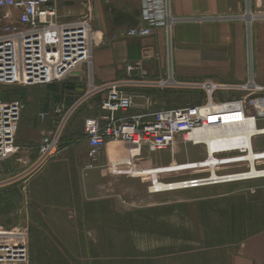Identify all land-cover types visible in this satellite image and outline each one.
Here are the masks:
<instances>
[{
  "label": "rangeland",
  "instance_id": "1",
  "mask_svg": "<svg viewBox=\"0 0 264 264\" xmlns=\"http://www.w3.org/2000/svg\"><path fill=\"white\" fill-rule=\"evenodd\" d=\"M86 2L93 14L92 0H58L59 19L79 18L86 12ZM247 12L254 15L252 21L243 17ZM230 13L240 17L235 21L247 28L246 41L252 47V32L264 27V0H233ZM185 66L188 79L204 78L196 72L208 70L210 78L219 80L227 72L225 60L191 58ZM164 93L157 101L174 99L184 106L199 99L192 90ZM0 94L4 100L25 104L16 144L41 138L52 128L51 118L38 116L60 102L50 85H2ZM166 104L162 106L170 105ZM80 111L69 122L53 158L33 163L31 152L18 149L0 163V230L28 231L29 264H228L244 238L264 230V215L257 219L252 212L264 207V178L151 192L149 186L155 182L206 177L210 168L135 175L133 167L200 161L207 156L205 145L178 138L166 150L143 147L132 165L120 141L91 155ZM254 142L264 147V135ZM21 165L22 173L12 170ZM42 165L44 170L36 173ZM246 169V163L216 166L217 173Z\"/></svg>",
  "mask_w": 264,
  "mask_h": 264
},
{
  "label": "built area",
  "instance_id": "2",
  "mask_svg": "<svg viewBox=\"0 0 264 264\" xmlns=\"http://www.w3.org/2000/svg\"><path fill=\"white\" fill-rule=\"evenodd\" d=\"M57 3L58 0H0V89L2 85H48L65 80L81 66L91 69L94 31L89 2L85 3L86 12L71 21L59 19ZM140 17V23L131 27L127 35L145 38L159 28L169 30L175 20L171 0H145ZM148 58L145 51L139 59L128 62L124 79L100 84L91 79L71 101L57 102L50 110L39 112L41 120L51 118L54 124L40 138L38 164L59 153L72 117L99 97L98 113L84 119V135L91 155L111 141L122 142L129 154L128 147L132 145L140 151L143 147L152 152L166 150L178 138L204 144L193 134L208 125L249 124L253 130L249 143L239 138L236 145L214 153L224 157L216 166L246 163V170L182 180L178 186L170 181L166 189H159L155 182L149 186L151 192L264 178V167H259L264 155L254 148V138L264 134V84L258 83L252 74L239 82L212 78L180 80L172 73L154 75L147 68ZM182 89L195 91L198 101L157 108L154 94ZM24 108L22 100L7 101L0 94V163L19 149L16 134ZM135 108L139 111L131 112ZM250 153L252 161L248 159ZM130 160L132 165V156ZM252 170L256 174H251ZM7 232L10 233L0 234V264H29L28 231Z\"/></svg>",
  "mask_w": 264,
  "mask_h": 264
},
{
  "label": "crops",
  "instance_id": "3",
  "mask_svg": "<svg viewBox=\"0 0 264 264\" xmlns=\"http://www.w3.org/2000/svg\"><path fill=\"white\" fill-rule=\"evenodd\" d=\"M232 1L171 0L175 20L170 29L159 28L152 36L140 38L127 35V31L140 23L145 0H92L94 46L91 69L81 66L65 80L54 83L58 89L57 100L71 101L84 91L91 79L100 84L126 78V64L142 57L145 51L149 56L147 68L154 75L172 73L180 80H189V71L185 66L189 59L225 60L227 72L219 81H245L252 74L258 83L264 84V27L254 29L252 47L248 46L247 28L235 21L239 16L230 13ZM196 74L210 78L208 70L204 73L197 71ZM161 93L165 94H154L156 101ZM168 100H158L157 108L179 106L174 99ZM99 101L100 98L96 97L80 109L83 128L85 117L98 113ZM168 102L170 105L162 106ZM138 111L135 108L131 112ZM23 128L24 123L21 124ZM39 142L38 135L33 139L19 140L17 146L31 152L30 160L36 163ZM254 148L255 152L264 153L262 145L256 147L254 142ZM43 167L38 166L36 173L42 172ZM260 167H264V161ZM7 168L6 171L11 173L9 166ZM21 168L22 165L12 170L22 173ZM2 171L6 173L5 169ZM228 264H264V230L244 238L230 256Z\"/></svg>",
  "mask_w": 264,
  "mask_h": 264
},
{
  "label": "bare ground",
  "instance_id": "4",
  "mask_svg": "<svg viewBox=\"0 0 264 264\" xmlns=\"http://www.w3.org/2000/svg\"><path fill=\"white\" fill-rule=\"evenodd\" d=\"M243 17L247 21H252L254 15L251 12H247ZM252 132L253 130L249 129V124H244V125L235 124L231 126H218V125L204 126L203 128L194 130V134H193L196 139L201 140V142L204 143L207 149V156L203 160L196 162H188L183 164H172V165L160 166L156 168L143 169V170H137L135 167H133V173H135V175H141V174H151V173L167 172L173 170H181V169L194 168V167H209L213 170L209 174V176L214 177L215 175H217L216 164L219 162L220 159H224V157L223 158L216 157L214 153L221 149H228L229 147L236 145L237 142L239 141L238 140L239 138L240 139L244 138L247 141V143H249V141L253 140ZM128 149L130 151L129 158L132 156L134 159L135 156L139 155L140 149L138 148V146L132 145L129 146ZM262 155H264V153H262ZM248 159H250L251 161L254 159L253 153H250L248 155ZM250 173L256 174L255 170H252ZM186 180H190V179H186ZM180 181L182 180L172 181V182L176 183L178 186V182ZM169 183L170 181L169 182L158 181L156 182V187H158L159 189H166L169 188L168 187ZM8 233L10 232L0 230V234H8Z\"/></svg>",
  "mask_w": 264,
  "mask_h": 264
},
{
  "label": "trees",
  "instance_id": "5",
  "mask_svg": "<svg viewBox=\"0 0 264 264\" xmlns=\"http://www.w3.org/2000/svg\"><path fill=\"white\" fill-rule=\"evenodd\" d=\"M48 85H50V88L54 89V90L56 91V93L58 92V89H57V87L54 85V83H52V84H48ZM56 98H57V94H56ZM236 211H237V210L235 209L234 213H235ZM252 212H253V216H256L257 219H260L261 216L264 215V207H261V209H258V208H257V210H253ZM257 219H256V220H257ZM257 221H258V220H257Z\"/></svg>",
  "mask_w": 264,
  "mask_h": 264
}]
</instances>
